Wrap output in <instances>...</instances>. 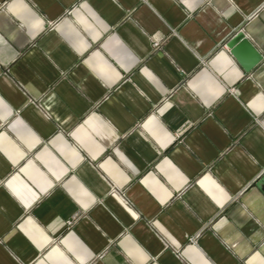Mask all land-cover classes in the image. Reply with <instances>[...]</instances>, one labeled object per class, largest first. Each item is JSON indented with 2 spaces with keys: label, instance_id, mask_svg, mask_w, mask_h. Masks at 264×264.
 I'll use <instances>...</instances> for the list:
<instances>
[{
  "label": "crops",
  "instance_id": "0c3cea01",
  "mask_svg": "<svg viewBox=\"0 0 264 264\" xmlns=\"http://www.w3.org/2000/svg\"><path fill=\"white\" fill-rule=\"evenodd\" d=\"M263 123L264 0H0V264H264Z\"/></svg>",
  "mask_w": 264,
  "mask_h": 264
},
{
  "label": "water",
  "instance_id": "95a60500",
  "mask_svg": "<svg viewBox=\"0 0 264 264\" xmlns=\"http://www.w3.org/2000/svg\"><path fill=\"white\" fill-rule=\"evenodd\" d=\"M226 45L230 54L246 72H250L262 60V55L241 31L234 34ZM256 186L258 188L264 186V175L256 183Z\"/></svg>",
  "mask_w": 264,
  "mask_h": 264
},
{
  "label": "built area",
  "instance_id": "2783aa9c",
  "mask_svg": "<svg viewBox=\"0 0 264 264\" xmlns=\"http://www.w3.org/2000/svg\"><path fill=\"white\" fill-rule=\"evenodd\" d=\"M152 46H153L154 49H159V48L161 47V46H160V43L157 42V41L153 42V43H152ZM263 126H264V123H263ZM119 196L123 199V201H124L125 203H127V204L129 203L128 199L126 198V196H125V194H124L123 192H121V193L119 194ZM195 237H196V236L189 238V242H194V241H195ZM165 247H168V244L165 243ZM174 252H175L178 256L180 255V253H179L178 250H174Z\"/></svg>",
  "mask_w": 264,
  "mask_h": 264
}]
</instances>
